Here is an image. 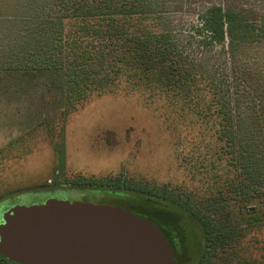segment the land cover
Returning <instances> with one entry per match:
<instances>
[{
	"label": "trees",
	"instance_id": "trees-1",
	"mask_svg": "<svg viewBox=\"0 0 264 264\" xmlns=\"http://www.w3.org/2000/svg\"><path fill=\"white\" fill-rule=\"evenodd\" d=\"M168 5L167 0H0V96L13 101L16 94L44 85L58 94L67 117L95 95L139 91L146 100L161 102L168 119L188 120L191 130L185 140L177 139L178 145L186 167L203 181L206 197L189 192V205H180L167 191L162 196L135 188L101 191L144 205L179 264H230L226 253L235 228L228 220H216L214 212L232 203L243 206L248 197L264 206V86H256L246 71L205 69L159 24ZM200 26L199 33L208 34L207 45H222L231 59L264 38V22L260 25L254 10L212 6ZM81 186H48L4 200L95 191ZM202 208L204 218L194 212ZM251 209L248 205L245 212L257 223V210ZM182 215L203 226L197 250ZM0 264L17 263L0 254Z\"/></svg>",
	"mask_w": 264,
	"mask_h": 264
},
{
	"label": "rangeland",
	"instance_id": "rangeland-1",
	"mask_svg": "<svg viewBox=\"0 0 264 264\" xmlns=\"http://www.w3.org/2000/svg\"><path fill=\"white\" fill-rule=\"evenodd\" d=\"M167 2L168 10L159 24L170 29L205 69L246 71L256 86V83L264 86V38L239 49L231 59L222 45L208 46V34L199 33L201 17L216 5L254 10L258 22L263 24L264 0ZM42 86V89L28 88L16 94L18 97L13 101L0 96V201L16 193L48 186L81 184L84 189L95 191L35 193L4 200L0 204V223L4 214L15 206H41L51 199L122 206L134 210L138 216L152 218L139 202L101 191L110 187H122L131 192L134 190L131 188L141 189L160 196L165 191L172 192L169 198L180 205H189L186 197L189 192L199 193V198L206 197L203 181L186 167L182 147L178 145L177 139L185 140L183 136L191 130L188 120L168 119L161 102L146 100L139 91L120 89L93 96L83 107L65 117L58 94ZM190 149L189 144L186 150ZM248 205L253 208L252 212L257 210V223H253L255 216L246 214ZM194 212L202 218L207 214L204 208L200 213ZM214 215L216 220H228L235 228L229 243L231 251L226 253V258H231L230 264H264V206L257 199L248 197L245 205L238 207L232 203L221 212L215 211ZM181 217L184 227H189L188 234L197 250L202 246L203 226L200 220L193 218L196 221L191 223L189 217ZM175 249L180 260L176 240Z\"/></svg>",
	"mask_w": 264,
	"mask_h": 264
},
{
	"label": "water",
	"instance_id": "water-1",
	"mask_svg": "<svg viewBox=\"0 0 264 264\" xmlns=\"http://www.w3.org/2000/svg\"><path fill=\"white\" fill-rule=\"evenodd\" d=\"M0 254L17 264H179L161 228L131 210L54 199L4 214Z\"/></svg>",
	"mask_w": 264,
	"mask_h": 264
}]
</instances>
